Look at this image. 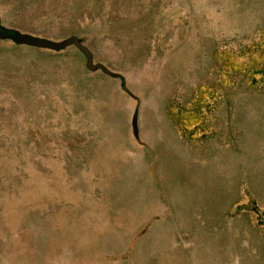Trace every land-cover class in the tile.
<instances>
[{
    "label": "rangeland",
    "instance_id": "obj_1",
    "mask_svg": "<svg viewBox=\"0 0 264 264\" xmlns=\"http://www.w3.org/2000/svg\"><path fill=\"white\" fill-rule=\"evenodd\" d=\"M0 8L10 33L34 36L38 47L26 50L37 60L0 61V264H26L39 252L51 258L33 231L50 229L46 218L59 215L87 214V222L71 225L80 230L87 224V253H94L99 217L116 214L115 202L143 219L149 215L144 208L157 196L148 181L163 186L143 177L153 170L165 178L167 195L180 192L181 178V190L191 187L198 170L169 142L164 116L180 137L203 135L207 185L216 139L226 152L233 135L247 138L250 123L252 138L241 149L264 150V0H0ZM8 43L13 49L12 37ZM102 71L118 78L122 92L97 104L87 87L92 73ZM111 80L106 83L114 86ZM133 120L151 149L136 175L127 134ZM105 124L104 142H81ZM79 177L84 193L66 186ZM204 195L208 215H245L234 243L225 231L216 243L205 236L204 248H234L240 264H264V186H204ZM55 226L63 224L56 220ZM19 231L27 233L18 237ZM212 257L203 255V263L212 264ZM217 258H223L219 264L228 259Z\"/></svg>",
    "mask_w": 264,
    "mask_h": 264
},
{
    "label": "crops",
    "instance_id": "obj_2",
    "mask_svg": "<svg viewBox=\"0 0 264 264\" xmlns=\"http://www.w3.org/2000/svg\"><path fill=\"white\" fill-rule=\"evenodd\" d=\"M3 13L4 11L0 8V49H2L0 61L20 62L23 61V58L27 61L37 60L35 55L30 56L26 51L27 49L35 51V48H38L37 45H35L34 36L27 37V35L19 29L12 30L14 32L10 33L8 21ZM11 37L14 42L12 45L14 47L13 49H9L10 44L8 41L11 40ZM10 50H22L23 52L21 55H13L10 53ZM110 80L113 81L114 86L110 85L108 82L106 83V81ZM117 81L118 78H116V76L112 77V74L106 71H102L101 74L96 76H93L92 73L89 84L90 87H87V90L90 91L89 97L96 98L95 101L97 104L102 101L109 102L112 94L117 95L118 93L121 95L119 92L122 91L121 88L118 87ZM67 83H70L69 79ZM53 88H57V86H47L45 90L49 93L52 92L51 89ZM38 105L39 104L35 105V107ZM134 108L135 111L132 113L133 116L137 111L136 105ZM85 109L86 111L93 110L91 108L88 109L87 104L84 106V110ZM163 119L166 136L170 138L169 142L175 146L176 150H182L187 154V163L190 169L195 166L198 170L191 180V187L181 190L183 182L181 178L180 192L171 191V194L167 195L166 190L163 188V186H167L164 185L166 181L163 176H160L159 173L154 172V170L147 176L143 175L146 179L150 178L156 182H158L156 179L163 181V186H156V184L147 180L149 186L156 187L152 189L157 196L156 203H150L148 209L144 208L149 215L143 219L140 213H136L129 207H124L121 201L115 202L117 206H114L116 214H111L112 211L109 210L106 215L99 217L101 226L99 230H95L96 232L93 233V238L97 240L93 243H97V250L94 251V253H87V224L83 225L80 230L78 228L80 225H71L73 221L81 223L83 221L87 222V214L47 217L46 219H48L50 223V229L33 231V238L37 241V245L40 244V247L45 248L44 251L49 250L53 255L51 258L45 260L43 256L45 255L44 253H35L34 256L30 255L28 257L26 264H205L203 263V255L213 256L211 258L212 264H219V261H222L223 258L219 260L217 256L225 255L228 257L225 264L241 263V260H237L240 257L234 248H221L219 246L204 248L203 242L205 236L210 238L212 243H216L220 240L225 231L227 232L228 240H232V243H234L237 223L245 221L244 214L228 213L223 215H208L209 208L205 203L204 186H264V150H261L259 154L254 151L241 149L248 137L252 138L250 133L253 132V125L249 123V128L244 129L247 135H250H248L247 138L244 134H241L240 137H235L233 135L234 141L231 142L232 146L229 147V150L226 152L221 149L222 147L220 146V141H218L219 139H216L212 143L210 165L215 169H213L210 178L211 182L207 185L205 180L209 178V175L205 174L204 171L206 152L203 148V135L196 137L195 140L180 137L179 132L172 122L169 121V118L164 116ZM137 120H139V115ZM262 121L259 127L260 132H264V120ZM133 123L132 126L134 130L132 134L128 132L127 134L129 139L131 138L134 143V145L132 144L129 148V152L135 160L132 172L136 175V169L140 170L142 168L140 157L147 155L151 149L149 145L148 148L143 142L141 131L137 129L138 131L136 133L135 128H137V126ZM83 126L88 127V123L84 122ZM97 126L100 129L99 135L89 141L83 138L81 142H97L99 144L104 142L107 135H109L104 131V128H108V126L106 124L101 127L100 125ZM118 127L120 126H116L117 129H115L114 135L119 131ZM261 135L262 140L260 142H263V133H261ZM110 136L112 137V135ZM253 139L256 138L253 137ZM141 143H143L144 146H135V144ZM171 144L169 145L170 149ZM95 154L97 153L94 152V156L97 157ZM105 159L108 160V158ZM83 161H87L86 156H83ZM152 161L154 163L153 158ZM257 164L258 167L255 169ZM139 177L140 175L137 176L138 179ZM79 179V183H67L66 186H73V191L84 193L86 189L83 187V179L81 177H79ZM140 182H142V180H140ZM116 186L126 185L118 183ZM131 189H124L126 190V195L130 194L129 191H131ZM72 193L74 196L78 195L74 192ZM85 200L87 201V198ZM132 201L134 207L137 203L134 199ZM120 211L124 213V216L120 215ZM56 220L62 223L63 226H55ZM220 223H222V225H219ZM243 224L245 225V222ZM26 233L27 232L19 231L17 236L24 237ZM70 233L72 234L71 236ZM93 254L95 259L92 262H88V258ZM244 254L248 257V254H250L249 250L247 252L245 251ZM30 259L33 260L29 261Z\"/></svg>",
    "mask_w": 264,
    "mask_h": 264
}]
</instances>
